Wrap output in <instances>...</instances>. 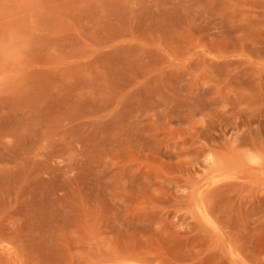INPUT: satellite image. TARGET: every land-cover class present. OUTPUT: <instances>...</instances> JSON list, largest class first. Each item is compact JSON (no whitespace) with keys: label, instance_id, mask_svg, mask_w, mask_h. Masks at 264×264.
<instances>
[{"label":"rangeland","instance_id":"374dc122","mask_svg":"<svg viewBox=\"0 0 264 264\" xmlns=\"http://www.w3.org/2000/svg\"><path fill=\"white\" fill-rule=\"evenodd\" d=\"M0 264H264V0H0Z\"/></svg>","mask_w":264,"mask_h":264}]
</instances>
